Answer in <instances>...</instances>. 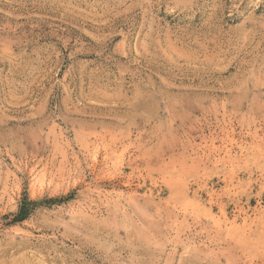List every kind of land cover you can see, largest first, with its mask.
I'll use <instances>...</instances> for the list:
<instances>
[{
	"label": "rangeland",
	"instance_id": "1",
	"mask_svg": "<svg viewBox=\"0 0 264 264\" xmlns=\"http://www.w3.org/2000/svg\"><path fill=\"white\" fill-rule=\"evenodd\" d=\"M0 264H264V0H0Z\"/></svg>",
	"mask_w": 264,
	"mask_h": 264
},
{
	"label": "trees",
	"instance_id": "2",
	"mask_svg": "<svg viewBox=\"0 0 264 264\" xmlns=\"http://www.w3.org/2000/svg\"><path fill=\"white\" fill-rule=\"evenodd\" d=\"M27 199H24L19 207V210L15 216V220H23L25 219L29 212H30V207L28 206L29 204H32V202L26 201Z\"/></svg>",
	"mask_w": 264,
	"mask_h": 264
}]
</instances>
